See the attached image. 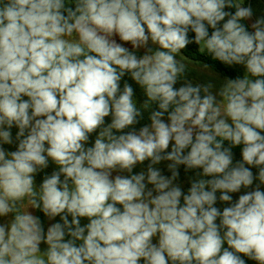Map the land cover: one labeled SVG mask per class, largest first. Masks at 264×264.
<instances>
[{
	"label": "clouds",
	"instance_id": "clouds-1",
	"mask_svg": "<svg viewBox=\"0 0 264 264\" xmlns=\"http://www.w3.org/2000/svg\"><path fill=\"white\" fill-rule=\"evenodd\" d=\"M193 43L242 75L194 84ZM248 261L264 264V15L0 0V264Z\"/></svg>",
	"mask_w": 264,
	"mask_h": 264
},
{
	"label": "rangeland",
	"instance_id": "rangeland-1",
	"mask_svg": "<svg viewBox=\"0 0 264 264\" xmlns=\"http://www.w3.org/2000/svg\"><path fill=\"white\" fill-rule=\"evenodd\" d=\"M249 4L253 8L254 19L264 15V0H244L245 6H248ZM245 23L247 24L248 22H245ZM177 58L179 59V57ZM187 62H188L187 78L190 79L194 84L195 83H207L211 81L212 83L216 85V88L218 90L219 86L224 82L225 78H228L210 67L204 68L203 65L205 64L202 62L193 61L188 58H187ZM229 68H231L236 73V76H241L243 73L242 67L235 66V67H229ZM140 94L142 93H136L137 97H139ZM15 131L16 129H13L14 133ZM142 167H145V166H138L135 171L141 170ZM159 167L164 169L166 167V164L162 163L161 165H159ZM180 171H181L180 183L186 190L187 187L189 186L188 180L190 177L194 176V173L193 172L185 173L183 170V167H181ZM83 222H86V221H83Z\"/></svg>",
	"mask_w": 264,
	"mask_h": 264
},
{
	"label": "trees",
	"instance_id": "trees-1",
	"mask_svg": "<svg viewBox=\"0 0 264 264\" xmlns=\"http://www.w3.org/2000/svg\"><path fill=\"white\" fill-rule=\"evenodd\" d=\"M233 11H234V9H233ZM190 35H193V34H190ZM182 54L190 60L198 61V62H202L204 64H207L210 68L216 70L217 72H219L220 74H222L225 77H228V78L236 77V73L231 68L227 67L226 65H223L222 63H220L218 61L212 60L211 57H209L207 55L200 54L198 51V46L194 43L190 44L186 50H183ZM134 87H135V85H134ZM136 93H142L138 87H137ZM138 98L142 102L145 97L142 94H140V96ZM141 123H150V121L148 120V113L147 112L144 113V119L141 121ZM13 135H15L14 132H13ZM7 147H9V146H7ZM234 151L236 153V159H239L240 158V149L236 148V149H234ZM51 170H52V168L50 167L48 169V171L50 172ZM253 171L255 172L256 170L254 169ZM37 179L39 181L40 177H37ZM233 196L235 199V198H237L238 194H233ZM218 206H221V205L218 204ZM37 214L42 215L40 213H37ZM82 223H84V222L82 221ZM247 264H255V262L248 261Z\"/></svg>",
	"mask_w": 264,
	"mask_h": 264
}]
</instances>
